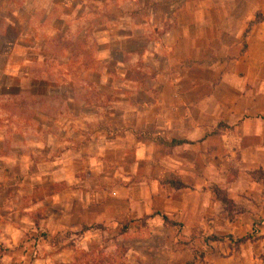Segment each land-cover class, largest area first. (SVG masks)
<instances>
[{"label": "crops", "instance_id": "1", "mask_svg": "<svg viewBox=\"0 0 264 264\" xmlns=\"http://www.w3.org/2000/svg\"><path fill=\"white\" fill-rule=\"evenodd\" d=\"M15 1L0 0V264H32L35 250L71 264L75 249L55 237L114 225L134 242L122 264H264V179L252 175L264 174V22L244 38L264 0H138L154 20L130 29L162 33L129 50L131 36L107 23L123 58L91 52L80 69L98 80L84 90L95 96L78 102L79 84L50 68L46 40L39 49L30 15L20 16L29 6ZM73 8L60 5L64 24ZM34 84L44 101L66 87L73 97L20 119L13 102ZM84 109L107 110L105 120H84ZM214 189L242 212L226 211Z\"/></svg>", "mask_w": 264, "mask_h": 264}, {"label": "rangeland", "instance_id": "2", "mask_svg": "<svg viewBox=\"0 0 264 264\" xmlns=\"http://www.w3.org/2000/svg\"><path fill=\"white\" fill-rule=\"evenodd\" d=\"M89 1L91 0L15 1L20 8L26 7V5L29 6L30 13L27 14L23 11L20 13V16L26 18L27 15H30V26L33 28L32 30H37V35L40 39L39 42L44 39L46 40V45L42 48L41 54H50L53 57L54 60L51 62L50 68H54L58 71V65H61V68L63 67V69L67 70L66 80L77 82L79 84L75 89L77 102L78 99H83V101H85L89 100L90 96H93V98L95 96L91 93L89 95L85 94L84 90L88 84H91L90 82L93 81V83H96L98 80L93 77H86L82 74L80 69V65H83V69L91 65V62L89 61L91 52L98 51L101 56L102 52L106 51L112 53L113 57H115V59L117 58L116 60L123 58L122 52L126 45H123L122 41H118L119 39H112L111 41L106 40L104 34L107 31V28H105L107 23L110 26L112 21V26L115 27V32L118 33L119 36H131V40H129L127 44L129 50L132 49V47L137 48V50L144 49L146 47L144 38L149 42V40L157 38V36L162 33V31L151 29L150 24L147 28H141L138 26L137 28L130 29V24L132 23L140 25L142 24V21L154 20V15L146 12V9H138L136 6L138 0H135V2L133 0H92V3ZM149 1L150 0H147V3H149ZM63 2L75 7L73 8V13L70 14L72 20L65 24L60 18L62 14L59 9ZM168 2V0H158L153 4L163 7L165 6L164 4ZM217 3L218 2L213 1L203 2L205 5H213ZM150 11H153V8ZM79 15L84 17V19L74 21V18ZM129 15L132 16V19H129ZM121 24H123L125 29L118 28ZM89 26L94 27L89 28ZM109 29H111V26ZM86 30L88 31L87 38L82 39L83 32ZM164 30H166V28ZM49 37L52 38L49 39ZM76 38H78V41ZM41 44L42 42L39 43V49L41 48ZM148 46L149 45H147V47ZM70 57L72 60H69L68 62V58ZM77 58L80 60L78 61ZM103 62L105 61H99L100 66ZM134 64V70L141 66L138 62ZM38 65L43 68L42 61L38 62ZM38 65L34 66V69L31 68L32 73L36 72L35 68ZM105 66L107 68V65ZM36 70L38 72L40 69L37 68ZM54 73L55 72H52V75ZM55 75L57 76V74ZM46 76L48 77V75ZM57 78L62 80L61 77L57 76ZM100 80L101 79H99V81ZM102 87L106 89L105 85ZM105 89L103 91H106ZM32 91L35 97L29 93L26 94V92H22L13 102L12 113L19 115L20 119L30 120V117L33 116L34 108L40 106L42 102L45 106L47 104L48 107L55 108L58 107L60 98L69 99L73 97V92L68 87L60 91L56 89L52 90L54 95L46 100L47 102L36 96L45 92L44 86L42 87L38 84H34ZM4 107L6 108L7 106L5 105ZM100 107L103 109L105 106L101 105ZM71 111H74V109L72 108ZM106 112L107 110L99 112L93 109H84L83 117L84 120H105ZM96 229H99V232H94L93 230L80 236H70L69 234H65L59 238L55 237L52 241L56 246L59 244H65L66 247L75 249L74 261L71 264H122L123 253L125 250L124 246H131L134 244L132 239L119 234L118 231L124 230V226L117 227L114 225L108 227L106 230L103 228ZM149 239V237H146L145 241H149ZM147 243L149 242H145L144 244ZM152 243L154 244V241L150 244ZM31 263L54 264L49 263L46 260V255H41L36 250L35 254L31 256Z\"/></svg>", "mask_w": 264, "mask_h": 264}, {"label": "trees", "instance_id": "3", "mask_svg": "<svg viewBox=\"0 0 264 264\" xmlns=\"http://www.w3.org/2000/svg\"><path fill=\"white\" fill-rule=\"evenodd\" d=\"M263 22H264V16H263L262 14L257 13V14L255 15L254 19L248 24V27H247V29H246V31H245V33H244V38H245V36L249 33L250 29H251L254 25H257V24H259V23H263ZM252 175H253L254 179H256V180H258V179H264V174H262V173H254V174H252ZM168 184H169L172 188H174L175 190H178V189H182V188H183V186H182L178 181H176V180H174V179L168 180ZM213 194H214L216 200L219 201L220 204L222 205V207H223L226 211H228L229 213L234 212L235 214H239V213L242 212V210L237 209L236 206H235L234 204H232V202H230V201L226 198V196H225L221 191H219L218 189H214V190H213ZM164 222L167 224V222H166L165 220H164ZM91 229H92V228L83 227V228L81 229V231L78 232V233H76L75 235L80 236V235L84 234L85 232L90 231ZM247 240H248V239H247ZM247 240H246V239H244V240H240L238 243H239V244H240V243L242 244V243H245Z\"/></svg>", "mask_w": 264, "mask_h": 264}, {"label": "built area", "instance_id": "4", "mask_svg": "<svg viewBox=\"0 0 264 264\" xmlns=\"http://www.w3.org/2000/svg\"><path fill=\"white\" fill-rule=\"evenodd\" d=\"M255 233V232H254Z\"/></svg>", "mask_w": 264, "mask_h": 264}]
</instances>
